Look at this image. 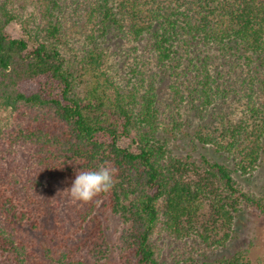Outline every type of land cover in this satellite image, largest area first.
<instances>
[{"label": "trees", "instance_id": "1", "mask_svg": "<svg viewBox=\"0 0 264 264\" xmlns=\"http://www.w3.org/2000/svg\"><path fill=\"white\" fill-rule=\"evenodd\" d=\"M37 4L14 39L0 0V264H255L198 251L243 208L264 218L240 184L264 164V0ZM101 166L113 188L73 201ZM101 220L122 225L115 250Z\"/></svg>", "mask_w": 264, "mask_h": 264}, {"label": "rangeland", "instance_id": "2", "mask_svg": "<svg viewBox=\"0 0 264 264\" xmlns=\"http://www.w3.org/2000/svg\"><path fill=\"white\" fill-rule=\"evenodd\" d=\"M9 9L12 10L16 16L17 20L11 22L6 29L7 34L14 39H27L28 34H34L36 26L39 23V6L37 0H7ZM79 39L83 36L78 35ZM114 47H111L109 51H112ZM106 68L110 73L116 74L119 70V64L117 59L119 57L115 56L112 53L107 52ZM119 74H121L119 72ZM12 120L8 116L7 112H0V128L5 129L11 125ZM121 144L126 146V142L122 141ZM184 144L182 141L181 146ZM198 152H204L198 148ZM190 151V149H187ZM209 154H212L209 152ZM213 156V155H212ZM218 157L216 158V160ZM220 160V159H218ZM241 186L246 191H250L257 196H262L264 198V164L260 169L252 176H247L241 180ZM66 205L62 206L64 210ZM72 214L73 218L67 220V224L73 223L77 220L75 211L67 212ZM103 219V218H101ZM104 226L107 227L105 232L108 235V239L112 242L110 243L115 250V241L118 233L120 232L122 225L115 221H110L111 223H104V220H101ZM230 240L223 247L218 249L207 248L205 245L200 249L201 254H206L211 258L222 257V256H231L235 253L242 252L246 253L247 258L255 263H264V218L261 217L257 211H253L247 207L243 208V211L240 212L236 219L234 220L231 227ZM190 246V244L188 243ZM183 246V245H182ZM184 247V246H183ZM110 248V247H109ZM116 252V251H115ZM116 255V253L114 254Z\"/></svg>", "mask_w": 264, "mask_h": 264}, {"label": "clouds", "instance_id": "3", "mask_svg": "<svg viewBox=\"0 0 264 264\" xmlns=\"http://www.w3.org/2000/svg\"><path fill=\"white\" fill-rule=\"evenodd\" d=\"M114 186V170L101 166L94 170H81L75 175L71 187L66 191L73 201L90 202Z\"/></svg>", "mask_w": 264, "mask_h": 264}]
</instances>
